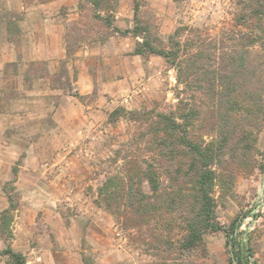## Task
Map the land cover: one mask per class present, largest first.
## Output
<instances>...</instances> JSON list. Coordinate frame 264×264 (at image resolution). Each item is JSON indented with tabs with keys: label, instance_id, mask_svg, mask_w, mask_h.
I'll list each match as a JSON object with an SVG mask.
<instances>
[{
	"label": "rangeland",
	"instance_id": "rangeland-1",
	"mask_svg": "<svg viewBox=\"0 0 264 264\" xmlns=\"http://www.w3.org/2000/svg\"><path fill=\"white\" fill-rule=\"evenodd\" d=\"M20 1L0 0V264H11L3 253L8 245L26 264H239L232 262L235 243L243 255L251 251V264H264V124L250 169L215 188L225 230L205 232L193 249L181 247L180 224L168 235L159 221H125L99 194L108 176L125 175L131 160L154 159L168 184V163L149 142L146 121L148 112L178 104L176 68L159 54H135L142 38L115 32L106 16L131 28L137 1L141 24L164 45L173 36L203 43L218 59L235 40L245 42L240 51L250 61L251 83L264 94V0H110L113 11L106 3L99 9L103 19L89 0H79L75 10L61 11L65 52L57 60L47 58L49 38L33 32ZM112 35L108 52L100 51ZM118 108L123 115L112 119ZM204 125L199 121L193 131L210 139L214 133ZM15 177L10 234L1 215L10 205L4 186ZM144 188L151 192L147 182Z\"/></svg>",
	"mask_w": 264,
	"mask_h": 264
},
{
	"label": "trees",
	"instance_id": "trees-1",
	"mask_svg": "<svg viewBox=\"0 0 264 264\" xmlns=\"http://www.w3.org/2000/svg\"><path fill=\"white\" fill-rule=\"evenodd\" d=\"M89 1L96 18L103 19L99 9L105 3L113 11L110 0ZM134 10L135 25L131 28L122 30L114 25L112 15L104 20L115 32L142 38L135 46V54H159L177 70L176 110L153 115L148 112L146 121L149 142L155 145L161 160L168 163V184L162 181L154 159L145 164L131 160L125 175L108 176L99 187V194L105 208L125 221L139 226L159 221L168 235L173 225L180 224L184 231L181 247L190 250L200 244L205 232L225 230L218 220L214 191L218 184L224 187L233 183L237 172L250 169L254 154L260 152L257 143L264 124V94L251 83L254 75L250 61L240 51L241 46L247 45L245 42L234 38L237 40L230 50L219 59L207 53L203 43L182 42L174 36L167 47L152 34L149 25L141 24L137 1ZM261 28L264 29L262 25ZM262 42L264 46V37ZM71 54L68 47V57ZM121 111L124 113V109H115L111 118L122 116ZM199 121H205L204 126L214 133L210 139L193 131ZM18 170L15 166L16 176ZM15 180L16 177L4 186L10 205L1 215V228L10 234L13 211L17 208ZM145 182L151 192L145 190ZM235 229L237 222L233 221L232 234ZM153 234L160 237L162 233ZM235 245L231 250L232 262L251 264L250 249L245 256L242 247ZM3 253L11 264L27 263L26 256L12 245Z\"/></svg>",
	"mask_w": 264,
	"mask_h": 264
},
{
	"label": "crops",
	"instance_id": "crops-1",
	"mask_svg": "<svg viewBox=\"0 0 264 264\" xmlns=\"http://www.w3.org/2000/svg\"><path fill=\"white\" fill-rule=\"evenodd\" d=\"M78 2L79 0H32L31 2L21 0L18 2L17 5L19 8H23L28 12L29 19L32 20L30 26L33 25L34 21L33 32H44L46 37L49 38L47 43L50 47L47 53V58L57 60L64 57L65 18L62 17L61 11L63 8H66L68 11L75 10ZM126 14L128 13L126 12ZM118 26L122 27V25ZM115 40V35H112L102 47H99V50H105V52H108L111 42H114ZM43 57L44 56L36 58Z\"/></svg>",
	"mask_w": 264,
	"mask_h": 264
}]
</instances>
